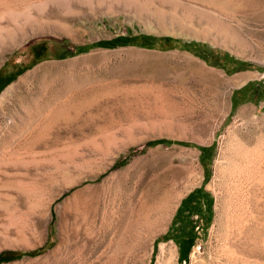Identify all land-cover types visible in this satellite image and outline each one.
I'll list each match as a JSON object with an SVG mask.
<instances>
[{
	"label": "rangeland",
	"instance_id": "obj_1",
	"mask_svg": "<svg viewBox=\"0 0 264 264\" xmlns=\"http://www.w3.org/2000/svg\"><path fill=\"white\" fill-rule=\"evenodd\" d=\"M260 81L264 0H0V264H264Z\"/></svg>",
	"mask_w": 264,
	"mask_h": 264
},
{
	"label": "trees",
	"instance_id": "obj_2",
	"mask_svg": "<svg viewBox=\"0 0 264 264\" xmlns=\"http://www.w3.org/2000/svg\"><path fill=\"white\" fill-rule=\"evenodd\" d=\"M130 37L125 36V35H120L111 39H103V40H99L96 41L94 44L97 45H101V46H113V45H119V44H126L128 42ZM81 50V49H79ZM260 85V89H258V93L256 95V97H254L253 95H250L249 99H264V84H262V82H258ZM256 83H252V85H255ZM4 86V84H1L0 86V90L1 88ZM254 94V93H252ZM172 142H175L172 139H167V138H156V139H152V140H148L145 142L146 145L148 144H157V143H164V144H170ZM179 142V141H177ZM203 148V147H201ZM211 154L209 155V159L211 158ZM197 190H201V192L203 193V196L205 197L206 200V209L208 214H211V210H212V202H213V198L211 197V195L209 194V192H207L206 190H203L201 187L197 188ZM193 192H190L189 194H187L180 202L179 206L176 209V212L174 213L173 216V223L171 225V228L169 229V232H172V235L175 236V233H173V231L175 230L174 223L179 221L182 222L183 220L181 219V217L183 216H191L192 214L196 213H200V210L198 209V206H201V201L199 200H194L193 197ZM191 202H193V205H190ZM196 226V223H191L189 228H186L185 226H180L179 228V236L177 238V241L179 243H183L184 244V249H183V259L187 260L189 257V252L190 249L195 241L196 238V232L194 231V227ZM186 231V233H185ZM181 238V239H180ZM33 251H25V252H20L17 253L15 255H11L12 252L11 251H2L0 252V262H4V261H8L12 258L18 257V256H22L23 254H32Z\"/></svg>",
	"mask_w": 264,
	"mask_h": 264
},
{
	"label": "bare ground",
	"instance_id": "obj_3",
	"mask_svg": "<svg viewBox=\"0 0 264 264\" xmlns=\"http://www.w3.org/2000/svg\"><path fill=\"white\" fill-rule=\"evenodd\" d=\"M3 12V11H2ZM4 14V13H3ZM20 14V13H19ZM14 14H12V15H9V20H11V21H13V20H15V18L16 17H19V15L18 16H16V15H14ZM21 15H23V14H21ZM25 16V15H24ZM28 16H26V17H24L25 18V20H26V18H27ZM28 21V20H27ZM30 21V20H29ZM224 32V31H223ZM225 35H228L227 34V32L225 31ZM230 37H232V36H230ZM234 37V39H235V36H233ZM233 37L231 38V39H233ZM237 77H240V76H236V79H237ZM241 111H244V110H241ZM240 111V112H241ZM242 113V112H241ZM167 254H168V256L169 257H172L173 256V254H174V251H173V249H169L167 252H166Z\"/></svg>",
	"mask_w": 264,
	"mask_h": 264
}]
</instances>
